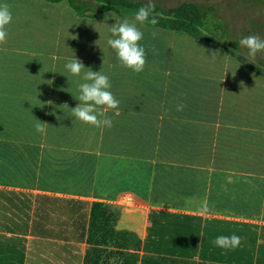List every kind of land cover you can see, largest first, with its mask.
Listing matches in <instances>:
<instances>
[{
	"label": "crops",
	"instance_id": "crops-1",
	"mask_svg": "<svg viewBox=\"0 0 264 264\" xmlns=\"http://www.w3.org/2000/svg\"><path fill=\"white\" fill-rule=\"evenodd\" d=\"M221 51L223 60L200 49L177 60L150 58L153 72L196 65L192 89L181 102L183 111L176 110L171 95L166 94V101L153 89L115 96L119 113L151 114L152 128H164L167 122V127L182 129L183 160H201L192 156L189 139L200 148L206 137L201 130H210L205 165L176 164L156 153L114 156L108 185L101 192L91 184L87 188L93 189L83 190L78 184L93 174L90 164L71 165L68 159L63 171L61 159L52 168H61L56 174L48 167L52 162L44 145L0 135V264H264V74ZM47 171L57 183L47 180L52 178ZM122 181L133 182L134 188H125ZM121 194L134 199L118 200ZM37 195L87 202L83 228L73 234L31 233ZM192 197L195 203L186 204ZM22 201L29 207V219L27 231L18 232L13 203ZM92 221L101 231L91 232ZM81 223L77 217L75 224ZM116 233L129 234L128 241L121 246ZM232 234L242 238L237 248L213 245L217 236Z\"/></svg>",
	"mask_w": 264,
	"mask_h": 264
},
{
	"label": "rangeland",
	"instance_id": "rangeland-1",
	"mask_svg": "<svg viewBox=\"0 0 264 264\" xmlns=\"http://www.w3.org/2000/svg\"><path fill=\"white\" fill-rule=\"evenodd\" d=\"M184 2L213 9L207 27L214 43L195 41L182 34L148 29L138 24L144 33L140 44L145 48L146 65L142 72L135 73L120 64L114 50L107 44L111 37L109 25L116 22L114 19L109 18L105 23V15L93 19L79 18L66 1L52 4L44 0H0V4L9 5L13 14V20L7 27V42L0 45V135L44 145L46 159L52 162L48 167L56 174L61 168H52L56 167L55 162L59 165L61 159L62 168L68 159L70 164L73 161L90 164L93 174L83 184H78L83 190L93 189L87 188L91 184L101 192L106 187L103 184L106 182L108 185V172L111 164L115 163L114 156L150 157L156 153L160 159H170L176 164L208 163V129L201 130L206 137L200 148L196 141L189 139L192 156H201V160H183L186 153L183 130L167 127V122L160 130L152 128L155 122L150 118L151 114L108 112L106 115L112 119L113 126L97 128L75 119L71 111L74 107L59 106L79 102L75 97L79 95L78 86L83 82V73L73 76L65 68L74 54L85 67L101 70L109 77L110 91L114 96L136 91L150 93L153 89L160 98L167 93L171 95L172 103H181L190 93L194 81L192 75L196 74L197 67L193 62V65L167 66L168 70L153 72L148 67L150 58L177 60L200 49L210 54L218 50L216 57L223 60L221 50L224 49L242 57L264 74V53L253 59L239 44V40L247 35L264 39V0H155V4L163 8ZM117 16L133 19L131 15ZM207 63L213 65L214 61ZM143 98L149 97L145 94ZM165 98L167 101V96ZM38 120L48 124L44 125V133L36 130ZM68 149L71 155L64 154ZM84 154L89 157L82 158ZM51 173V180H47L55 184L58 179ZM121 184L125 188H134L130 181H122ZM126 199L134 198L131 194H121L118 198L121 201Z\"/></svg>",
	"mask_w": 264,
	"mask_h": 264
},
{
	"label": "clouds",
	"instance_id": "clouds-1",
	"mask_svg": "<svg viewBox=\"0 0 264 264\" xmlns=\"http://www.w3.org/2000/svg\"><path fill=\"white\" fill-rule=\"evenodd\" d=\"M159 15L161 14L155 12V0H145L143 6L139 7L133 13L132 20L128 18L120 19L114 11L105 14V23L109 18L116 21L114 24L109 25L111 37L107 40V44L114 50L123 67L131 69L135 73H140L144 70L146 65V53L145 48L140 44L144 38V33L141 31L140 27H138V24L156 25L158 23L157 16ZM12 20L13 14L9 5L0 4V45L7 42V27L11 24ZM95 43L97 44V41ZM239 44L247 50L248 56L253 59H255L258 54L264 53V39L257 35L244 36L239 40ZM217 53H219L218 50L212 51L211 58H215ZM65 68L73 76H81L83 73L81 77L83 82L78 86L79 95L75 97L79 103L76 107L71 108L73 117L93 127L111 128L113 126V121L106 114L109 110H113L116 114H119L118 109L120 101L110 91L111 82L109 77L103 74L101 70L93 71L90 67H85L83 62L79 60L75 54L74 58L66 63ZM59 106L68 107L67 104ZM183 109L184 105L182 103L176 105L177 111H183ZM44 125L48 124L39 121L36 125V130L40 133H44L46 131ZM185 203L192 205L195 203V198H186ZM241 239L240 236L235 234L230 236L220 235L217 236L212 243L218 248L229 250L237 248L241 244Z\"/></svg>",
	"mask_w": 264,
	"mask_h": 264
},
{
	"label": "trees",
	"instance_id": "trees-1",
	"mask_svg": "<svg viewBox=\"0 0 264 264\" xmlns=\"http://www.w3.org/2000/svg\"><path fill=\"white\" fill-rule=\"evenodd\" d=\"M45 2L57 4L66 1L69 8L79 18L93 19L99 15L114 11L117 15H132L145 2L139 0H44ZM213 9L211 7L204 8L195 3L184 2L175 7L163 8L155 4V12L161 15L157 16L158 23L156 25L144 24L147 28H156L164 31H172L184 34L193 40L213 43L208 33L211 30L207 25L211 18ZM231 56L242 63L248 70L260 73L253 66L249 65L242 57L230 52ZM8 146H4L8 150ZM37 151L39 149L37 148ZM70 149L64 154L71 155ZM60 153V152H59ZM70 164V163H69ZM74 164V161L71 165ZM69 165V166H71ZM65 171V167L62 168ZM32 197V196H31ZM17 198V197H16ZM35 209L31 218V233H62L73 234L79 232L83 228V220L87 217V202L71 200L66 198H55L45 195L34 196ZM21 201V200H18ZM30 203V202H29ZM61 203V206L59 205ZM77 206V207H76ZM95 204L91 207V212L95 208ZM15 209L14 226L18 232L27 231L28 226V205L26 201L19 204L13 203ZM92 216V213H91ZM79 217L82 223L77 226L75 219ZM91 232H94L97 226L90 224ZM98 229V228H97ZM96 231H101L96 230ZM106 232V231H105ZM104 232V233H105ZM113 233V231H112ZM115 236L121 240V246L124 244L127 233H116Z\"/></svg>",
	"mask_w": 264,
	"mask_h": 264
},
{
	"label": "built area",
	"instance_id": "built-area-1",
	"mask_svg": "<svg viewBox=\"0 0 264 264\" xmlns=\"http://www.w3.org/2000/svg\"><path fill=\"white\" fill-rule=\"evenodd\" d=\"M128 201V199H126Z\"/></svg>",
	"mask_w": 264,
	"mask_h": 264
}]
</instances>
